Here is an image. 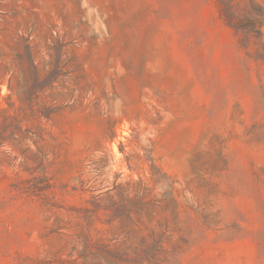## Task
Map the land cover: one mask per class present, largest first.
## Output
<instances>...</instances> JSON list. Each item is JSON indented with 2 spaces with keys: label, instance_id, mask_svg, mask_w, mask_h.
Returning a JSON list of instances; mask_svg holds the SVG:
<instances>
[{
  "label": "rangeland",
  "instance_id": "374dc122",
  "mask_svg": "<svg viewBox=\"0 0 264 264\" xmlns=\"http://www.w3.org/2000/svg\"><path fill=\"white\" fill-rule=\"evenodd\" d=\"M253 1L0 0V264H264Z\"/></svg>",
  "mask_w": 264,
  "mask_h": 264
},
{
  "label": "trees",
  "instance_id": "16d2710c",
  "mask_svg": "<svg viewBox=\"0 0 264 264\" xmlns=\"http://www.w3.org/2000/svg\"><path fill=\"white\" fill-rule=\"evenodd\" d=\"M247 3L254 4L253 0H245ZM229 10L231 11L233 9V4L228 5ZM258 11L250 13L249 16H245L242 19H240L241 24L236 25L235 29L237 32H243L246 35H251L252 37H260L262 32H261V27H262V21L261 17L263 14L261 13L262 11L260 9H257Z\"/></svg>",
  "mask_w": 264,
  "mask_h": 264
}]
</instances>
